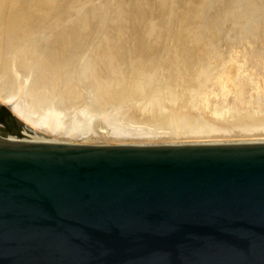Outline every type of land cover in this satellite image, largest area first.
Instances as JSON below:
<instances>
[{"label": "water", "instance_id": "water-1", "mask_svg": "<svg viewBox=\"0 0 264 264\" xmlns=\"http://www.w3.org/2000/svg\"><path fill=\"white\" fill-rule=\"evenodd\" d=\"M0 107V264H264V143L104 145L148 138L104 110L46 119L34 140Z\"/></svg>", "mask_w": 264, "mask_h": 264}, {"label": "bare ground", "instance_id": "bare-ground-1", "mask_svg": "<svg viewBox=\"0 0 264 264\" xmlns=\"http://www.w3.org/2000/svg\"><path fill=\"white\" fill-rule=\"evenodd\" d=\"M116 1L118 0H115L114 2L110 1L111 8L116 6L115 4H118L115 3ZM131 1L120 0L117 11H115L116 8H114V10H110L111 8L108 6L109 2L107 3V1L104 0L100 3V7L92 5L90 9H88L89 12L86 10V12L82 13L80 17L73 18L68 14V12H66L64 19L69 21V17L71 21L75 20V22L80 21V23H82L90 16L92 18L95 17L98 18V20H102V17L109 15L120 16V14H122V18L120 17L121 19L117 18L118 23L114 31L106 33V48L104 47V49L109 47L110 52L109 54L107 53V57L103 58V60H118V63L127 62V65L125 64L126 67L128 66L129 68L134 69L135 65L132 62H129L131 57L130 54L127 59L123 58L122 60L117 58L118 54L116 55V53H118V51L122 48H128L129 51L130 49L134 50L132 46L133 43L127 41L129 43L125 44L126 42L121 39L126 28V19L124 20L123 18L126 13L125 7ZM147 1L148 0L133 1V4L128 10L131 20L136 18L137 20L142 19L147 22L151 19L148 18L151 16V14L148 16V11L142 12L141 14L137 13L138 9L141 8L140 6L146 4ZM164 1L167 5L165 7L166 10L163 8V5H165ZM15 4V9H12ZM33 6H36V0H0V67L2 69L4 68V71H6L5 69L9 70V73L7 72L8 76H5V78L4 76L2 77V79L4 78V88L8 89V92L2 93L3 90L6 92V89H1L0 107L2 103H10L16 100L18 78L14 71H18L22 80V86L18 102L11 104V112L18 116L22 121H26L28 125H25V128H30V130L24 128L25 130L21 131L23 128L19 127L21 137L32 140H34L36 128L48 118L55 117L52 125H71L68 116L87 102V96L89 94L90 101L88 102V105L78 110L75 123L82 125V120L92 119L104 110H116L113 100L115 98L114 88L118 83L115 82L116 84L113 87L114 90L110 89L109 91H106V86L105 89H102L103 87L101 88L103 83L101 86L99 85L102 81L99 80L100 82H97L95 80L97 83H94L93 80L91 81V79H93L91 78V67L93 65L91 64L90 66V64L87 63L86 59L82 56L84 54L82 53L84 49L78 46L80 45V39L74 38V36L77 37L78 35L76 32H73V30L72 32L74 34H71L70 31L68 33H60L61 35L58 34L56 36L49 37L47 43L43 45V52L41 54L38 53L39 55L34 57L36 54L34 55L32 53L36 51L35 49L37 44L35 42L37 39H34L33 37H35L38 33L39 26L35 23H27V19L31 15V10L33 12L35 11ZM152 6H149L150 11H152ZM174 7L176 8L174 9ZM162 8L163 9H159L158 19L163 22V25H165V23L168 24V21L171 19H177L181 24L182 22H185L186 26L183 27L185 34L179 33L182 37L179 42L180 48L174 52L175 55L170 56V58L167 57L165 62L164 57L157 58L156 60L155 58L153 59V61L155 60L154 69H156V71H154L155 73L151 75L153 76L151 78L152 88L154 91L156 90L158 91L157 93L162 95V106L167 108L161 109L159 106L160 109H152L149 112H146L147 114L145 119L146 121H150L153 126L160 123L163 125L162 128L169 130V133L154 135L166 136L167 134H170L175 136L178 135L184 138L188 136L200 137V135H210L211 137L213 134H228L235 137L249 136L248 138H250V135H256L254 133L259 134L264 132V0H163ZM34 15H36V13H34ZM165 16L167 17L166 19ZM228 18H232L235 23L233 25L231 19L230 23L234 26V29L232 30L226 28V30H232V38L230 33L223 30L225 27H223L222 23ZM238 18L241 20L245 19L248 23L247 32L245 31V34H243V31H240V25L243 23L239 24V21L237 22ZM35 20H37V18ZM242 22H244V20H242ZM246 22H244V24H246ZM191 25H194V27ZM244 28L246 30V27ZM153 29H156V27H153ZM223 31L226 32H224L226 37L228 36L227 34L230 36H228V38H230L229 43L227 42L228 38L225 37V42L228 43V49L226 50V53L221 55L219 61L216 60V57L214 56V61L212 60V62L209 56L212 52L214 53L219 51L216 49L214 50L213 48L215 41H217V34H220ZM162 33L163 32H161V34ZM177 33L178 32L176 31L175 34ZM186 33L189 37L186 36ZM161 34L157 35L158 38H161ZM225 34L222 36L223 38H221V41L224 39ZM248 34H250L253 38L257 37L256 39H258V43L261 46L259 47L260 49L257 48L256 50L252 47L253 49L249 50L251 49L248 48L249 45L247 49L245 48L246 44L239 45L240 40L247 42L246 40L248 37L245 36ZM71 36L73 37L69 43ZM220 37L218 39H220ZM207 38L209 39V42H206ZM81 40L84 42L83 39ZM109 40H111V42H109ZM198 42L202 46L207 45L208 48H211V50L208 51L209 56L205 53L206 50L197 49L199 45ZM26 45H28L29 48L26 47ZM238 45L240 46V50L237 49ZM223 46L221 47L224 48ZM241 46H245L243 47L245 49ZM25 47L28 50L27 54L26 49H24ZM39 47L40 45L38 48ZM200 53L202 56H200ZM119 54L121 53L119 52ZM217 54L219 53L217 52ZM212 58L213 55L211 59ZM208 61H211L212 64L209 65L211 62ZM214 67L215 70L213 71ZM137 70L138 69L135 67V71ZM31 72H34L35 74V77L33 76V80H31V76H29ZM134 81H129L127 83L128 90H132L134 88ZM123 84H126V82H123ZM120 86L122 87V85ZM121 90L125 93L124 89H120V91ZM228 95H231L232 98H234L231 102L229 101V103H225V97H229ZM157 101V103H159V99ZM226 101L228 100L226 99ZM252 103L253 105H250ZM11 117L15 121V118L12 115ZM117 120V113H112V125L122 126V122H117ZM1 126L2 125L0 123V138L4 140L12 142L63 143L58 141H22L7 134L5 130L1 129ZM146 134H153V132L146 129ZM260 135H262V133ZM196 139L199 138L196 137ZM213 139L214 138H212V140ZM259 139L260 140H256L257 142H252L250 139L251 142H248L250 140H247L246 142L240 143L193 144L264 143V138ZM229 140L230 139L227 141ZM233 140L236 141V139L232 138V141ZM187 142H190V140Z\"/></svg>", "mask_w": 264, "mask_h": 264}, {"label": "rangeland", "instance_id": "rangeland-1", "mask_svg": "<svg viewBox=\"0 0 264 264\" xmlns=\"http://www.w3.org/2000/svg\"><path fill=\"white\" fill-rule=\"evenodd\" d=\"M103 1L102 0H42V1L36 0V6H33L35 11L33 12L31 10V15L27 19L28 20L27 23H35L36 25L38 24L37 26H39L38 27L39 31H41V32L38 31L36 36L33 37L34 39H37L36 42H35L37 44V47L35 49L36 51H34L32 54H34V55L36 54V56H34V57H37L39 54H41L43 52V50H44L43 45L47 43V41L49 40V37L56 36L58 34L61 35V34L65 33V32L68 33L70 31H71V34L73 32H76L78 36L77 37L74 36V38H79L80 39V42H79L80 45H78V46H80V48L84 49V51H82V53H84L82 56L86 59V62L89 63L90 66H91V64L93 65L91 67V69H92L91 70V76H92L91 78H93V79H91V81L93 80L94 83L96 81L98 82L99 80L102 81V82L99 81L100 82L99 85L101 86V84L103 83L101 88L103 87L102 89H105V86H106L107 87L105 89L106 91H109L110 89H112V90L115 89V91H114V97L115 98H114L113 101H114V105H115L116 110H118L120 112V113H117V118H118L117 122L121 121L122 122L121 125L125 126V127L146 128V129L151 130L153 132L152 135L169 133L168 129L162 128L163 127L162 124L159 123V124L153 126V125H151L150 121H146V119H145L146 114H147L146 112H149L152 109H158L159 106L161 107V109L162 108L163 109L167 108V107L164 108L162 106L163 105L162 104V95L157 93L158 91H156V90L154 91L153 88H152L151 78L153 76H151V75L153 73H155L154 71H156V69H154V66H155L154 63H155V60L157 58L164 57V62H165V59H167V57L170 58V56L175 55L174 52L177 51L180 48V43L179 42H180V39H181L182 35L179 34V33L185 34V31L183 30V27L186 26V23L182 22V24H181L180 22H178L177 19H171V20H169L170 22L168 21V24L165 23V25L167 24L166 26L163 25V22H161L158 19V17H159V9L160 8L163 9V8H165L167 6L166 2L164 1L165 5H163L164 7L162 8L163 0H161V2H160V0H148L146 4H144L143 6H140L142 9L139 7L140 9H138L137 13L141 14L142 12H147L148 11V16H150L149 14H151V16L148 17V18H151L149 21L146 22L145 20L143 21L142 19L137 20L136 18L134 20H131L129 14H128V10L130 9V6L133 4L134 0L133 1L130 0L132 3L131 2L128 3L127 6L125 7V12L126 13H125L123 18H124V20L126 19V21H125L126 28L124 30V33H123V36H122L121 39L124 42H126L125 44H127L129 42L133 43L132 46H133L134 50L130 49V51H129L128 48H122V49H120L118 51V53H116V55L118 54L117 58H120L122 60L123 58L127 59V57L130 54L131 57H130V61L129 62H132L135 65L136 69H138L137 71H135V67H134V69L129 68L128 66L126 67L127 62L126 63L123 62L124 64L119 62L120 63L119 64L118 60L117 61L107 60V59L103 60V58L107 57V55L110 52V48L109 47L107 49H104L106 33H110V31L111 32L114 31V29H115V27H116V25L118 23L117 22V18L121 19L122 18L121 17L122 14H120V16H112V15L110 16L109 15V16H106V17H102V20H98V18H95V17L92 18L90 16L87 20L85 19L84 22H82V23H80V21H76L75 22V20L71 21V19L69 17H68L69 21H66L64 19V15H65L66 12H68V14L71 17H73V18L80 17L82 13L86 12V10L89 12L88 9H90V7L92 5L98 7L100 5V3H102ZM106 1H107V3L109 2L108 6H110V8H111V2L110 1L114 2L115 0L114 1L113 0H106ZM119 1L120 0L116 1L115 3L119 4ZM37 3H38V5H37ZM43 4H44V6H43ZM118 4H115L116 6L112 5L114 7L111 8L110 10H112V9L114 10V8H116L115 11H117ZM150 5L154 6V7L153 6L151 7L152 11H150V9H149ZM160 5H161V7H160ZM15 6H16V4L12 7V9L13 8L15 9ZM35 7H37V8H35ZM155 8H156V10H155ZM175 8L176 7H174V9ZM43 9H46V10H43ZM165 10H166V8H165ZM37 12L39 13V15H38ZM34 13H36V15H34ZM36 18H37V20H35ZM166 18L167 17L165 16V19ZM231 19L232 18H228L227 19L228 21L225 20L223 22L224 24L222 23L223 27H225L223 30H225L227 33H230V35L232 34V30L234 29L233 25L235 24L234 20L233 19L231 20ZM238 19H237V22L239 21L238 22L239 24L243 23V24L240 25V31L241 32L243 31L244 32L243 34H245L247 32L248 23L245 21V19H242V20H244V22H246V24H244V22H242V20L240 18H238ZM230 20H231L233 25L230 23ZM35 21H37V22H35ZM48 21H50V22H48ZM229 23H230V25H229ZM228 25L230 26V28H229ZM62 26H63V28H62ZM191 26L194 27V25H191ZM153 27H156V29H153ZM244 27H246V30H245ZM160 28H161V30H160ZM226 28L227 29H232V30H226ZM72 30H73V32H72ZM165 31H166V33H165ZM176 31L178 32L177 34H175ZM225 31L221 32L222 34L221 33L217 34L218 43H217V41H215L213 49L214 50L216 49V50H219V51H216L214 53L210 52L211 55L209 56V52L208 51H210L211 48L210 47L208 48L207 45H203L202 46L199 42H198L199 45H198L197 49L198 50H204V51L206 50L205 53L208 54V56H209L211 61L212 60L214 61V56L216 57V60L219 61V59L221 58V55L226 53V50L228 49L229 39H230V38H228L229 34H227L228 36L226 37V34H225L226 32ZM161 32H163V33L161 34ZM158 34L162 35L161 38L160 37L158 38V36H157ZM224 34H225L224 39H223L224 41L222 40L224 42L223 43L221 41V38H223L222 36ZM220 35H221V37H220ZM133 36H135V37H133ZM186 36L189 37V35L187 33H186ZM72 37L73 36L70 37L69 43L71 42ZM219 37H220V39H218ZM225 37L228 38V40H227L228 43L225 42L226 41ZM245 37H248L247 40H246ZM245 37H244V39L247 42L249 40L250 41L247 43V42H244L242 40L243 41V43H242V41L240 40L239 41V45L240 44L241 45H245L246 44L245 45L246 47L243 46L246 49H247V47L249 45L248 48H251L249 50H252L253 49L252 47H254L256 50H257V48L261 47L259 45V43H258V39H256L257 37L253 38L252 36H250V34H248ZM41 38H42V41H41ZM231 38H232V35H231ZM34 39H33V41H34ZM44 39L46 40V42H45ZM81 39H83L84 42ZM208 40L209 39L207 38L206 42ZM127 41H129V42H127ZM41 42H42V44H41ZM109 42H111V40H109ZM225 43H227V44H225ZM83 44H84V46H83ZM223 44H224V46H223ZM251 44H252V46H251ZM39 45H40V47L38 48ZM220 45L223 46L225 49L222 48ZM239 45H238V48L236 46V48L238 50H240V48H239L240 46ZM26 47H28V45H26ZM26 47L24 49H26V54H27L28 50H27ZM245 48H243V49H245ZM41 49H42V51H41ZM119 52L121 54H119ZM217 52L219 54H217ZM176 55H180V54H176ZM212 55H213V58L211 59ZM200 56H202L201 53H200ZM154 58H155V60L153 61ZM209 58H208V60H209ZM216 60H215V62H216ZM211 61H208V62H211ZM212 62L210 64L209 63L208 64L211 65ZM214 65H216V64H214ZM214 65H212V66H214ZM0 69H1V71H0V73H1V75H0V83H1L0 87L2 86L0 88V91L2 92L3 89H6V88H4L5 86H4L3 80H4L5 76H8V73H9L8 71L9 70L5 69L6 71H4V68L2 69L1 67H0ZM124 69H126L127 71L124 70ZM214 70H215V67L213 68V71ZM6 73H7V75H6ZM32 73L34 74V72H31L29 74V76H31L30 77L31 80H33L34 77H35V74L33 75ZM106 73H108V74H106ZM125 73H129L130 75L129 74H125ZM127 75H129V76H127ZM3 76H4V78L2 79ZM124 76H125V78H124ZM106 79H107V81H106ZM109 81H111V82H109ZM129 81H134V88L132 90L129 89L130 91L127 88L128 87L127 83ZM112 82H113V84H112ZM115 82L116 83L118 82V83L116 84ZM123 82H126V84H123ZM115 84H116V86H115ZM120 85H122V87ZM114 86H115V88L113 89ZM125 86H126V88H125ZM117 88H119V89H117ZM120 89H124L125 93L123 92V90L120 91ZM126 90H128V91H126ZM7 92H8V89H6V92L3 90L2 93H7ZM120 93H121V95H120ZM117 96H118V98H117ZM228 96L229 97H227V96L225 97V103H229V101L231 102V100H233V98H234V97L232 98L231 95H228ZM89 97H90V94H89ZM156 97L159 99V103H157L158 99ZM87 98H88V96H87ZM226 99L228 101H226ZM5 104H8V102L2 103L1 106L5 105ZM157 104H159V105H157ZM250 105H253V103L250 104ZM11 115L15 118V121H16V124H18V127H22L23 128V129H21V131L27 129V128H25L26 127L25 125H28L26 123V121H22L18 116H16L12 112H11ZM1 129L4 130V128H2V126H1ZM27 130H30V128L27 129ZM31 131H32V129H31ZM261 133H262V135H260ZM261 133H259V134L258 133H254V134H256L254 136L250 135L252 138L251 137L248 138L249 136H236L237 137L236 138L235 136H231V135H228V134H224V135L213 134V135H211V137H210V135H200V137L199 136H188V137L182 138L181 136H178V135L175 136V135L167 134L168 137L166 135V136H161V137L159 136V137H148V138H120V140H119V138L104 139V144L112 145V144L240 143V142H246L247 140H250V139L252 140V142H257L256 140H260L259 138H264V132H261ZM257 135H258V137H257ZM170 136H172V137H170ZM221 136H222V138H221ZM190 137H192V138H190ZM196 137L199 138V139H196ZM202 137H203V139H202ZM218 137L221 138V139H219ZM231 137L233 139H236V141L235 140L232 141ZM239 137H241V138H239ZM244 137H245V140H244ZM204 138H206V139H204ZM212 138H214V139L212 140ZM227 138L230 139V140L227 141L228 140ZM184 139H186V140H184ZM189 140H190V142H187ZM251 140L248 141V142H251ZM117 141H119V142H117ZM124 141H126V142H124ZM203 141H205V142H203ZM214 141H216V142H214Z\"/></svg>", "mask_w": 264, "mask_h": 264}]
</instances>
